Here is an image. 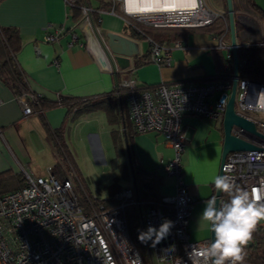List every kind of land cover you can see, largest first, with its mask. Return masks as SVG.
I'll return each mask as SVG.
<instances>
[{"label": "crops", "instance_id": "1", "mask_svg": "<svg viewBox=\"0 0 264 264\" xmlns=\"http://www.w3.org/2000/svg\"><path fill=\"white\" fill-rule=\"evenodd\" d=\"M83 2L95 9L93 28L83 23L81 11L77 13L67 0H0V27H14L21 36L16 60L28 86L16 93L0 77V173L10 171L25 178L33 168L56 167L63 160L56 145L60 133L76 172L84 179L108 165L109 171H118L125 179V185L138 186L143 200L173 195L176 177L168 175L165 166L176 151L162 133H126L123 122L111 123L104 109L69 110L59 101L61 96L72 100L100 98L114 91L117 80L128 78L142 86L215 81L217 60L211 50L220 38L194 32L178 39L184 47L167 41L162 51L171 47V64H157L150 59L147 38L139 36L118 10L112 11V0ZM205 2L222 16L228 13L227 0ZM233 8L241 25L238 47L264 40V0H233ZM58 31L57 39L47 40ZM228 32L229 39L223 37L227 44L231 43L230 28ZM221 49L225 57L233 58L231 48ZM33 95L45 98L43 107L34 106ZM24 102L33 107L31 114H25ZM182 129L187 140L181 165L189 191L196 198L190 238L211 239V230L198 222L205 201L215 197L216 189L209 181L220 175L223 123L189 113L183 117ZM114 130L119 132V149ZM110 178L105 180L112 182L115 175Z\"/></svg>", "mask_w": 264, "mask_h": 264}, {"label": "built area", "instance_id": "2", "mask_svg": "<svg viewBox=\"0 0 264 264\" xmlns=\"http://www.w3.org/2000/svg\"><path fill=\"white\" fill-rule=\"evenodd\" d=\"M188 7H165L163 11L133 16L125 13L123 0H112L113 12L119 9L126 20L131 17L153 27L205 26L222 16L205 6L202 0H198L194 11L186 10ZM80 9L83 23L93 28V6L82 2ZM58 34L59 31L49 34L47 40L54 41ZM223 37L217 46L232 49V43L227 44ZM147 40L151 61L170 65L171 47L163 52L162 44L151 38ZM174 46L185 45L177 40ZM233 81L234 75H230L207 83L162 82L152 88L141 86L134 78L120 81V86L129 89L127 100L135 131L160 132L176 151L165 166L166 173L176 177L175 194L163 195L159 201H146L137 196L132 184L121 186L114 194L115 205L109 206L105 203L107 197L100 199L91 193L87 195L89 206L86 207L79 186L85 192L86 189L72 165L65 164L61 169L50 167L41 175L25 173L23 185L0 194V264H195V251L211 243V239L190 238L196 198L189 191L181 165V152L187 140L182 129L183 117L190 113L223 123ZM261 91H264L263 83L238 77L236 110L256 123L258 134L237 125L232 133L257 148L230 152L222 165V174L249 191L259 189L260 203H264V118L254 114H264V109L259 107ZM32 98L38 99L36 95ZM33 110L24 102L25 114ZM224 194L221 192L219 206L225 203ZM131 205L139 207L144 230L148 225L159 227L164 219L174 222L170 234L159 244L153 247L151 241L148 242L151 262L144 260L131 237L126 211ZM166 205L171 211L166 210ZM256 228L264 230V223H258ZM243 264L256 263L244 259Z\"/></svg>", "mask_w": 264, "mask_h": 264}, {"label": "trees", "instance_id": "3", "mask_svg": "<svg viewBox=\"0 0 264 264\" xmlns=\"http://www.w3.org/2000/svg\"><path fill=\"white\" fill-rule=\"evenodd\" d=\"M85 0H76L72 5L76 8V12L81 11L80 4ZM228 7V5H226ZM234 14H235V8ZM119 12V9H117ZM224 16V17H223ZM219 16L214 22L198 27H153L146 25L140 21H137L134 18L127 17L128 23L133 27L134 31L139 34V36L145 38H151L153 41L160 44L176 41L178 39H186L191 33L194 32H204L215 35L220 38L223 36L226 31L229 30V15ZM236 18V15H235ZM227 20V23L224 22ZM241 29L240 23L236 20V34ZM21 36L18 30L14 27H0V77L8 84H10L16 93L21 92V88L28 89L27 83L25 81V74L18 66L16 60V53L21 48ZM151 51V50H150ZM217 60L218 73L216 74L217 79L229 77L234 71V60L233 58H227L223 54V49L218 47L216 44L211 50ZM238 58H239V77L249 79L252 81L260 82L264 84V43L259 42H250L244 43L238 47ZM183 82V81H180ZM170 83V82H168ZM173 83V82H171ZM159 84V83H158ZM157 85V84H155ZM155 85H144L145 87H154ZM142 86V85H141ZM129 95V89L120 86V80L116 81V86L114 91L110 94H107L100 98L94 99H71L61 96L60 101L68 105L69 110H80L86 109L88 111L96 109H104L108 114L109 120L111 123H122L124 124V131L131 130L132 133H138L135 131L132 121L129 114V105L127 97ZM42 100V101H41ZM37 102V103H36ZM46 100L44 97L38 98L34 101V106H44ZM40 104V105H39ZM40 106V107H41ZM42 106V107H43ZM118 134L117 130L113 131V137L116 143V147L119 149L118 145ZM56 145L58 151L63 153L62 159L56 165V169H61L65 164L72 165L74 169L76 166L74 161L70 158L68 152L69 149L67 144L64 142L63 136L59 133ZM84 179V178H83ZM24 176L22 174H12L10 171H4L0 173V194L14 190L24 184ZM85 181V180H84ZM84 184V183H83ZM14 185V186H13ZM86 185V184H84ZM237 187H241L240 183L236 184ZM86 192L79 188L81 193V200L86 207L88 204V194L91 195V191L87 187ZM121 188V185L113 183L109 187V196L105 199V203L109 206L115 205L117 202L113 200L114 194ZM138 186H136L137 193ZM140 189L143 190L141 186ZM140 195V196H139ZM137 196L141 198V194L137 193ZM225 202L229 200L227 194L223 195ZM161 197L149 201H159ZM137 209L139 212V207L137 205H131L127 208V220L129 209ZM166 210L171 211V207L166 205ZM139 215V223L134 227L130 225L128 220V226L130 229L131 237L134 243L137 245L136 240L134 239L133 231L144 230L143 223ZM145 260V258H144ZM245 260L256 263L264 264V230L256 228L253 232L252 239L245 246Z\"/></svg>", "mask_w": 264, "mask_h": 264}, {"label": "clouds", "instance_id": "4", "mask_svg": "<svg viewBox=\"0 0 264 264\" xmlns=\"http://www.w3.org/2000/svg\"><path fill=\"white\" fill-rule=\"evenodd\" d=\"M124 11L128 15L165 10L163 0H123ZM198 0H190L188 9L194 11ZM259 107L264 109V91L258 93ZM218 192L225 193L229 200L217 206L215 197L204 203L199 217V226L208 228L214 234L211 243L202 245L194 256L195 264H243L245 246L252 239L257 224L264 220V203H260V190L251 191L237 187L227 175H216L209 181ZM174 227V222L164 219L159 227L148 225L146 230H138V239L154 247L164 240ZM174 248V246H172Z\"/></svg>", "mask_w": 264, "mask_h": 264}, {"label": "water", "instance_id": "5", "mask_svg": "<svg viewBox=\"0 0 264 264\" xmlns=\"http://www.w3.org/2000/svg\"><path fill=\"white\" fill-rule=\"evenodd\" d=\"M227 5H228L229 27H230L231 43H232L233 59H234V74H233L234 81L223 119L224 139H223V153H222L220 174H222V165L224 164L225 159L230 152L252 150L257 148L251 142L233 134L232 129L234 125L240 126L251 133L258 134L256 123L252 119L240 114L236 110V91H237V83L239 77V58H238L239 43L237 41V34H236V18L233 9V0H227ZM101 62L104 63L105 61L101 59ZM220 195L221 192H218L216 190L215 198L217 200V206H219ZM213 239H214V234L211 232V242Z\"/></svg>", "mask_w": 264, "mask_h": 264}, {"label": "rangeland", "instance_id": "6", "mask_svg": "<svg viewBox=\"0 0 264 264\" xmlns=\"http://www.w3.org/2000/svg\"><path fill=\"white\" fill-rule=\"evenodd\" d=\"M202 1L204 2L205 6H207L208 8H210L213 11V9L210 6H208L205 2V1L208 2L210 0H202ZM224 22L227 23V20H225ZM228 33L229 32L226 31V33L224 35L225 40L229 39V36L227 35ZM237 38L239 39V35ZM216 42L217 43H215V44L220 46V44H218V39ZM223 48L226 49L227 47H223ZM204 53H205V55H210L207 52H204ZM254 114L259 115V116L264 118V114H262V113L255 112ZM87 165H88V167H90L89 164H87ZM66 166L68 167V164H66ZM48 170H49V168H45V170H44L43 168L37 167V168H33L32 171H33V174H35V175H41V174H44L45 172L47 173ZM118 174H119L118 171H109L108 165L104 166V167L102 166L101 172H99L98 174L95 173L94 177L89 176V178L85 177V179H83V177H81L78 173L81 181L84 184H86V185H83V187L84 186L87 187L88 190L91 191L92 194L98 195V197L100 199L106 198L109 196V192H110L109 187L113 184L112 182L117 183V184H123L124 186H126L125 185V179L121 175H118ZM85 175H87V174L85 173ZM112 175H115V178L112 180V182H110V180H111L110 176H112ZM100 179H102V180H100ZM105 179H110V180L107 181ZM79 188H81V186H79ZM129 210H130V212L128 213V220H129L130 225L134 227L135 225H137L139 223V221H138L139 215H138L137 209L133 208V209H129ZM259 223H264V220H261ZM133 233H134V239L136 240L137 246H138L139 250L141 251L143 257L145 258V261L151 262L152 259H151V254L149 251L148 243L144 244V243H141L139 241L138 230L133 231Z\"/></svg>", "mask_w": 264, "mask_h": 264}, {"label": "bare ground", "instance_id": "7", "mask_svg": "<svg viewBox=\"0 0 264 264\" xmlns=\"http://www.w3.org/2000/svg\"><path fill=\"white\" fill-rule=\"evenodd\" d=\"M163 4L168 8L189 6L190 0H163Z\"/></svg>", "mask_w": 264, "mask_h": 264}]
</instances>
